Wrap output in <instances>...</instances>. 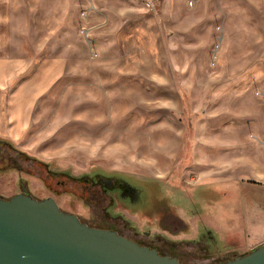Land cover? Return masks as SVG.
I'll return each mask as SVG.
<instances>
[{
	"label": "rangeland",
	"instance_id": "1",
	"mask_svg": "<svg viewBox=\"0 0 264 264\" xmlns=\"http://www.w3.org/2000/svg\"><path fill=\"white\" fill-rule=\"evenodd\" d=\"M0 40V59L14 65L0 85V138L13 144L0 143V196H51L87 225L182 264L241 254L204 236L205 225L202 240L173 242L162 208L263 231L264 0H0ZM50 64L58 74L16 139L9 95ZM103 175L139 198L121 201ZM202 180L207 196L234 201L191 198Z\"/></svg>",
	"mask_w": 264,
	"mask_h": 264
},
{
	"label": "water",
	"instance_id": "2",
	"mask_svg": "<svg viewBox=\"0 0 264 264\" xmlns=\"http://www.w3.org/2000/svg\"><path fill=\"white\" fill-rule=\"evenodd\" d=\"M0 264H182L116 230L63 211L49 196L0 197ZM219 264H264V243Z\"/></svg>",
	"mask_w": 264,
	"mask_h": 264
},
{
	"label": "crops",
	"instance_id": "3",
	"mask_svg": "<svg viewBox=\"0 0 264 264\" xmlns=\"http://www.w3.org/2000/svg\"><path fill=\"white\" fill-rule=\"evenodd\" d=\"M1 45H2V40H0V46ZM13 68H14L13 63L12 64L6 63L0 59V85L4 84L6 77L10 74ZM57 74H58V66L52 64L48 66H42L35 73V75L26 79L21 84V86L16 87L13 93L9 95V102L6 108V113L9 116L10 122L6 124L8 125L9 133L14 138L21 139L23 135L26 133L28 128L27 124L31 119L32 108L36 96L47 91L50 83L57 76ZM1 87L4 86H0V88ZM0 119H1V107H0ZM4 124H5L4 121L0 122V127L4 126ZM40 142L41 139L37 137L36 145ZM197 184L198 186L195 189H192L193 196H191V198L197 201L200 202L201 201L204 202L206 200L213 201V203L210 205L217 208L221 207L222 204H227L234 201L233 198L234 196H207L206 185H208V182L202 180L199 181ZM8 189L9 188H7V190ZM3 190H6V188L0 185V193H2ZM21 192H26V191H19V193ZM16 194H18V192L11 194L8 198ZM197 194H199V196ZM152 198L153 196H149L146 199V204H149L150 207L152 205L151 202L153 201ZM172 205L176 206L174 203ZM166 208L161 209L162 215L159 219V222L161 223L162 226L163 225L166 226V227H161L162 232H169L168 228L169 227L173 228V225L176 224L175 229L177 228V230L175 232H171V235L177 238L176 240H172L173 242H181L183 239H187L186 241L194 240L195 242H198L202 240L204 236H207L209 239L214 240L215 235H217L219 237V242L221 246L226 245L228 250L239 252L241 255L246 254L247 252H249V250L254 249L255 246L264 242V229L263 231L258 232L259 233L258 236H254L256 232L251 228L244 230L231 229L233 227V226L231 227V225H226V226L216 225L215 228H213L214 225L213 227H211V225L205 223L202 210L197 211V213L195 214V213H191L185 207L180 206L179 208L178 206H176L174 208V213H170V215L168 216L164 213ZM261 212L264 216V207H262ZM198 213H199V217H197ZM185 218H187V220H185ZM180 225L182 226L179 228ZM203 225H205L204 227L205 231L203 230L205 235L201 237L202 235H200V233ZM209 228L213 231L208 230ZM223 229L228 230L230 233L229 234L222 233ZM159 235L165 237L164 234L160 233ZM207 245L208 247H210L209 244Z\"/></svg>",
	"mask_w": 264,
	"mask_h": 264
},
{
	"label": "flooded vegetation",
	"instance_id": "4",
	"mask_svg": "<svg viewBox=\"0 0 264 264\" xmlns=\"http://www.w3.org/2000/svg\"><path fill=\"white\" fill-rule=\"evenodd\" d=\"M101 182L107 186L109 189H114L117 194L119 195L121 201L124 200L125 197H131L133 200L138 199V192L135 188H133L129 183H127L124 179L117 177L111 179L109 176H100ZM149 184V183H148ZM143 184V190L147 188V190L150 188H154L156 185L153 182H150V185ZM155 185V186H154ZM154 186V187H153ZM26 193V192H25Z\"/></svg>",
	"mask_w": 264,
	"mask_h": 264
},
{
	"label": "trees",
	"instance_id": "5",
	"mask_svg": "<svg viewBox=\"0 0 264 264\" xmlns=\"http://www.w3.org/2000/svg\"><path fill=\"white\" fill-rule=\"evenodd\" d=\"M0 143L9 144V145L13 146V144L9 140H5V139L3 140L1 138H0ZM21 153L24 154V152H21Z\"/></svg>",
	"mask_w": 264,
	"mask_h": 264
}]
</instances>
